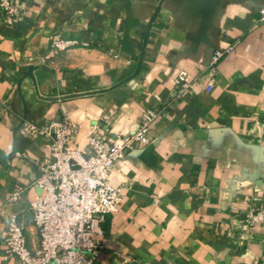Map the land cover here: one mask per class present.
I'll list each match as a JSON object with an SVG mask.
<instances>
[{
  "label": "crops",
  "instance_id": "1",
  "mask_svg": "<svg viewBox=\"0 0 264 264\" xmlns=\"http://www.w3.org/2000/svg\"><path fill=\"white\" fill-rule=\"evenodd\" d=\"M15 3L10 21L0 8V264H20L4 243L12 214L37 243L29 201L50 153L20 124L69 120L85 149L133 132L153 105L164 113L149 142L111 171L122 199L95 264H264V0ZM54 39L89 45L51 54ZM180 70L193 86L176 97Z\"/></svg>",
  "mask_w": 264,
  "mask_h": 264
},
{
  "label": "built area",
  "instance_id": "2",
  "mask_svg": "<svg viewBox=\"0 0 264 264\" xmlns=\"http://www.w3.org/2000/svg\"><path fill=\"white\" fill-rule=\"evenodd\" d=\"M15 1L0 0L7 21L18 13ZM260 19L264 20V8L260 9ZM77 45L89 43L54 39L51 54ZM224 54L222 50L212 54L208 77L216 74ZM192 86L188 73L180 70L174 78L176 97L184 96ZM163 113L164 108L150 106L133 132L114 140L92 136L85 149L72 142L78 126L69 120H63L56 129H42L23 121L19 131L48 136L50 153L35 162L34 185L40 193L29 201L37 243L29 244L17 216L12 214L4 237L10 256L20 264H95L102 248L96 237L103 233L102 225L116 213L122 199L120 188L111 183V171L120 158L149 142L153 124ZM20 192L17 186L10 199L17 200Z\"/></svg>",
  "mask_w": 264,
  "mask_h": 264
}]
</instances>
